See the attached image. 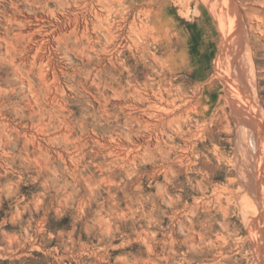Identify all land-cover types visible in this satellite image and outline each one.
Instances as JSON below:
<instances>
[{
  "label": "rangeland",
  "instance_id": "1",
  "mask_svg": "<svg viewBox=\"0 0 264 264\" xmlns=\"http://www.w3.org/2000/svg\"><path fill=\"white\" fill-rule=\"evenodd\" d=\"M0 264H264V0H0Z\"/></svg>",
  "mask_w": 264,
  "mask_h": 264
},
{
  "label": "crops",
  "instance_id": "2",
  "mask_svg": "<svg viewBox=\"0 0 264 264\" xmlns=\"http://www.w3.org/2000/svg\"><path fill=\"white\" fill-rule=\"evenodd\" d=\"M201 48H202V46L200 47V50H202Z\"/></svg>",
  "mask_w": 264,
  "mask_h": 264
},
{
  "label": "bare ground",
  "instance_id": "3",
  "mask_svg": "<svg viewBox=\"0 0 264 264\" xmlns=\"http://www.w3.org/2000/svg\"><path fill=\"white\" fill-rule=\"evenodd\" d=\"M242 93V92H241Z\"/></svg>",
  "mask_w": 264,
  "mask_h": 264
}]
</instances>
